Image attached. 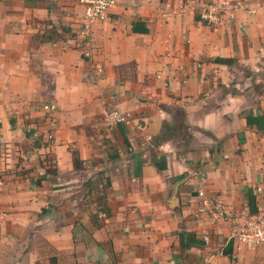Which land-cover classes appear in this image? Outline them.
Wrapping results in <instances>:
<instances>
[{"label":"crops","instance_id":"obj_1","mask_svg":"<svg viewBox=\"0 0 264 264\" xmlns=\"http://www.w3.org/2000/svg\"><path fill=\"white\" fill-rule=\"evenodd\" d=\"M197 1L117 0L85 36L79 0H0V264H264L210 208L250 210V189L264 214L247 119L264 114V0L212 26Z\"/></svg>","mask_w":264,"mask_h":264},{"label":"built area","instance_id":"obj_2","mask_svg":"<svg viewBox=\"0 0 264 264\" xmlns=\"http://www.w3.org/2000/svg\"><path fill=\"white\" fill-rule=\"evenodd\" d=\"M84 6V17L81 32L85 36H90L93 26L98 21H104L110 9L116 4L117 0H79ZM200 10V15L208 25H217L223 21L226 16H230L236 9L242 5L234 0H199L195 3ZM91 52L87 51V56ZM43 109L50 114L55 111L56 106L51 103L43 105ZM109 124L115 125L119 123L132 124L134 116L129 111L113 108L106 113ZM53 136L48 135V140ZM3 181L0 180V190ZM200 196H204V190L199 191ZM210 208L212 212L226 218L230 223L231 237L238 239L242 243L249 246H257L264 243V214L252 213L248 208L233 209L224 203L220 198L211 202ZM218 254H223L220 250ZM214 255V254H213ZM200 264H213L212 254L204 256Z\"/></svg>","mask_w":264,"mask_h":264},{"label":"trees","instance_id":"obj_3","mask_svg":"<svg viewBox=\"0 0 264 264\" xmlns=\"http://www.w3.org/2000/svg\"><path fill=\"white\" fill-rule=\"evenodd\" d=\"M217 60L219 62H230L231 59L228 58H217ZM249 124L254 122L257 125H259V127L264 128V114H260L258 116H256L255 118H250L247 117ZM164 127L170 129L171 126H169L168 123H164ZM166 139V134L164 133V131H162V133L160 135H158L157 137H155L156 141H163ZM73 160H74V165L76 168H80V157L79 154L77 153V151H73ZM164 162L159 164V168H165L167 166V162L166 159L163 158ZM48 172H51L50 169L48 170ZM246 198H247V204L249 206V209L252 213H257L258 212V207H257V203H256V197L255 194L250 190L247 189L246 190ZM226 252V250H225ZM49 264H58L57 262V258L54 256L50 259V263Z\"/></svg>","mask_w":264,"mask_h":264},{"label":"rangeland","instance_id":"obj_4","mask_svg":"<svg viewBox=\"0 0 264 264\" xmlns=\"http://www.w3.org/2000/svg\"><path fill=\"white\" fill-rule=\"evenodd\" d=\"M131 113V112H130Z\"/></svg>","mask_w":264,"mask_h":264}]
</instances>
